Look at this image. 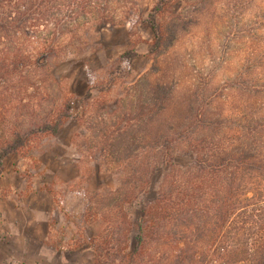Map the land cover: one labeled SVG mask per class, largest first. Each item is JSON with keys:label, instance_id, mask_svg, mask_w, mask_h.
I'll return each mask as SVG.
<instances>
[{"label": "trees", "instance_id": "trees-1", "mask_svg": "<svg viewBox=\"0 0 264 264\" xmlns=\"http://www.w3.org/2000/svg\"><path fill=\"white\" fill-rule=\"evenodd\" d=\"M167 4L155 0L147 13L149 52L185 30L181 14ZM131 5L132 0L0 1V175L8 155H26L70 117L68 101L43 107L50 88L62 92L49 74L51 60L80 51L94 38L93 29L121 23ZM253 46L256 66L263 67L264 43ZM133 54L129 49L119 59L129 62ZM139 82L128 100H116L121 115L113 123L119 126L114 136L94 146L105 163L123 164L120 191L103 197L116 202L111 214L118 212L119 200H139L158 169L164 170L136 221L131 248H111L112 236L93 241L94 264H264L262 130L215 142L199 89L159 81L140 89ZM90 91L80 100L83 109ZM87 129L93 137L92 123ZM179 156L189 161L180 166Z\"/></svg>", "mask_w": 264, "mask_h": 264}, {"label": "rangeland", "instance_id": "rangeland-1", "mask_svg": "<svg viewBox=\"0 0 264 264\" xmlns=\"http://www.w3.org/2000/svg\"><path fill=\"white\" fill-rule=\"evenodd\" d=\"M154 2L132 0L121 23L93 29L94 38L80 51L51 60L49 74L62 92L50 88L43 107L68 101L70 117L55 136L3 161L0 264H94L93 241L108 236L114 238L111 248H131L136 221L153 200L164 169L139 200H119L118 212L111 214L116 202L103 197L121 189L123 164L105 163L94 146L114 136L119 126L113 123L121 115L116 100L127 98L138 80L140 89L156 81L199 89L215 142L255 130L264 135V66H256L253 46L264 43V0H168L167 10L181 14L185 30L149 52L153 34L146 17ZM129 49L135 51L130 61L119 59ZM88 88L91 97L83 109L80 100ZM188 161L176 157L180 166Z\"/></svg>", "mask_w": 264, "mask_h": 264}]
</instances>
